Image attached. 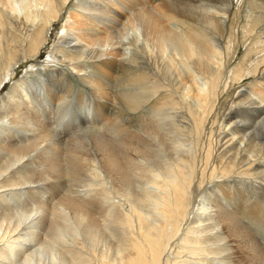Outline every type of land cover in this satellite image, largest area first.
I'll use <instances>...</instances> for the list:
<instances>
[{"label": "bare ground", "instance_id": "obj_1", "mask_svg": "<svg viewBox=\"0 0 264 264\" xmlns=\"http://www.w3.org/2000/svg\"><path fill=\"white\" fill-rule=\"evenodd\" d=\"M157 1L0 0V92L29 64L0 98V264H264L245 221L264 217V83L231 93L259 71L264 81L260 52L247 51L228 71L232 43L258 33L237 25L245 18L264 27V0H237L236 10L233 0ZM118 71L140 124L113 125L117 135L108 137L89 127L122 100ZM142 163L158 174L137 193ZM93 165L101 189L89 183ZM65 176L80 191L54 209L35 198V188L49 193ZM110 190L131 207L108 208ZM11 202L34 208L15 213Z\"/></svg>", "mask_w": 264, "mask_h": 264}, {"label": "rangeland", "instance_id": "obj_2", "mask_svg": "<svg viewBox=\"0 0 264 264\" xmlns=\"http://www.w3.org/2000/svg\"><path fill=\"white\" fill-rule=\"evenodd\" d=\"M77 1V0H76ZM164 0H160V1H157V2H159L158 4L160 5L162 2H163ZM72 2V1H71ZM234 4H233V6H234V9L236 10V8L238 7V5L240 4V3H238V1L237 0H233L232 1ZM152 4V3H151ZM28 5H30V4H28ZM154 5L155 6H158L157 5V3L155 4L154 3ZM244 7V6H243ZM248 7V6H247ZM73 4L69 7V8H66V10H64L62 13H63V15H62V13H61V20L59 21V22H57L55 25H54V27H53V29H52V33H51V35H50V42H49V45L42 51V53H41V57L39 58V60H40V62H45L46 60H47V57H48V55H49V53H50V50L52 49V45H53V42L55 41V37H56V34H57V32H59L60 30H61V28L64 26V24L68 21V19L72 16V13H73ZM70 10V11H69ZM234 10V11H235ZM70 14V15H69ZM241 24H238L237 26H238V28H239V30L240 31H244V33L245 34H248L250 31H252L253 29H258V33H253V35H252V37H251V39L249 40V41H247V43H242L241 42V40L239 41V43H238V41H236L235 43L233 42L232 43V48H234V49H232L231 50V53H234V56L232 57V63H231V65H230V67H229V69H228V71H229V74H231L232 72H234L235 70H236V68H241V64H242V62H243V59H244V57H245V55H246V53H247V51L248 52H253L254 54H258L259 52V59L258 60H261V64H260V69H262V70H264V27H263V25H261V26H258V27H254V23H253V20H248V19H245V18H241ZM260 28V29H259ZM57 30V31H56ZM55 35V36H54ZM235 44V45H234ZM248 47V48H247ZM250 47H256V48H250ZM238 56V57H237ZM38 60V61H39ZM242 60V61H241ZM234 63V64H233ZM28 65L29 64H27V63H25V64H23L22 66H20L19 68H17L13 73H12V76H11V78H10V81L9 82H7V84L3 87V89H2V91L0 92V98H2L1 96H3V95H5V94H7V92H9L10 91V89L14 86V84H16L15 82L17 81V79H20V78H23V77H25L26 76V70L28 69ZM240 66V67H239ZM123 73L121 72V71H118V72H116L115 74H114V77H115V79L116 80H118L117 82H116V85H115V87H114V90H115V92H116V94H118V98H119V100L120 99H122V100H120V101H122V102H120V101H118V100H116V99H114L113 101L115 102V103H117L116 105H115V107L114 108H110V109H108V110H105L104 112V121H101V122H99L98 120H96V122H99V125H93V126H90L88 129L89 130H97V131H99V133H101L102 131V133L101 134H103V135H106V136H108L109 137V135H110V137H112L111 135H117L116 134V132H117V130H116V128H115V130H114V128H112V127H116V125L117 126H119V128H120V126H122L123 124L124 125H126V126H128L129 124L130 125H132V123L133 122H136V124H140V120H139V116L135 113V112H130L128 109H127V107L125 106L126 105V103L127 102H125V99H124V97H123V95H124V86H125V76L124 75H122ZM258 74V75H257ZM256 74V76H257V78L255 77V78H252L251 76H246V77H243V78H245V79H243V80H246V81H241L239 84H237L233 89H232V91H231V93L232 92H235L236 90H238L239 88H241V87H243V86H248V85H253V83L254 82H258L259 84H262V83H264V81L263 80H261L260 78L262 77V75H261V71H259L258 73ZM60 74H58V75H55L56 76V79L57 78H59L58 76H59ZM120 75H122V76H120ZM124 76V77H123ZM264 77V76H263ZM26 78H24V80H25ZM115 80V81H116ZM53 81V80H52ZM76 81V80H75ZM77 82V81H76ZM122 84V85H120V84ZM237 83V82H236ZM78 85V84H77ZM124 85V86H123ZM254 86V85H253ZM78 87V86H77ZM228 93H224V95H221L220 96V104L218 105V108H224V104H226V102H227V97H228V95H227ZM224 96V97H223ZM120 97H122V98H120ZM100 101V100H99ZM119 103H123V106L121 105V104H118V102ZM153 104L155 103V102H152ZM70 104V103H69ZM104 104V103H103ZM152 104V105H153ZM74 106L75 107V104H74V101H73V103L72 104H70V106ZM65 106V105H64ZM72 106V107H73ZM120 109H122V110H120ZM152 107H154L155 108V105H153ZM123 108H125V109H123ZM124 110V111H123ZM108 112V113H107ZM144 112L145 113H147L148 112V110L146 109V110H144ZM110 114V115H109ZM241 115V114H240ZM109 117H110V119H109ZM108 118V119H107ZM69 119V118H68ZM106 119V120H105ZM239 120H240V118H238ZM84 120H86V119H84ZM127 120V121H126ZM133 120H135V121H133ZM131 122V123H129V122ZM112 124H111V123ZM121 124H120V123ZM126 122H128V123H126ZM83 124H85V123H87V122H82ZM109 123V124H108ZM114 123V124H113ZM102 125V126H101ZM114 125V126H113ZM123 125V126H124ZM213 125V120H210V122H209V125H208V130H207V134H206V136H205V138H204V141L206 142V143H208V140H209V138L211 137V134H210V131H212L213 130V128L215 129V127H216V125H214V126H212ZM85 125H82V126H80L79 127V131H81V133L83 132H85V130H86V128L84 127ZM112 126V127H111ZM118 129V128H117ZM120 129H122V128H120ZM118 131H121V130H118ZM112 132V133H111ZM69 133H70V131H69ZM73 133V131L71 130V134ZM109 134V135H108ZM142 165V168L143 169H140V170H137V171H135L134 172V174L136 175V186H139V188L137 187L136 188V186H135V188H136V192L138 193L139 191V193H145V191H144V189L146 190V185L148 186V182L149 181H151L150 179L151 178H156V176H157V174H158V172L155 170V169H153V168H149L148 166H146L145 167V165H144V163H142L141 164ZM94 167H95V169L93 168V167H91L89 170H88V172H92V173H88L87 172V175H89L88 177H90V179L88 178V180H89V183H91V184H93V187L94 188H96V189H101L102 187L100 186V184L98 185V183H97V178H98V176H99V173H100V169L99 168H97L95 165H93ZM147 168L148 169V172L149 171H151V172H146L147 170L145 169V168ZM92 168H93V170H92ZM143 172H142V171ZM146 170V171H145ZM145 171V172H144ZM155 171V172H154ZM152 173H154L153 175H152ZM90 174H92V175H90ZM96 174V175H95ZM140 174V175H139ZM145 175V176H144ZM152 175V176H151ZM142 176V177H141ZM148 176V177H147ZM94 177V179L96 180V182H94V179H92ZM138 178H139V181H138ZM92 179V180H91ZM140 179H142V181L140 180ZM146 179H148V180H146ZM152 179V180H153ZM64 180V181H63ZM72 180H70L69 179V177H66L65 176V178L63 179V178H61V180L59 179V184H58V186H53V185H51V186H49V193H47V192H45V188L43 189V190H40V189H34V191L36 192L35 193V198H38V199H40L41 200V202L43 201V199H44V203H46L45 205H48L50 208H51V206H52V209H54L55 208V206L57 205V202H58V200L61 198V196L63 197V195H64V193H65V195L66 194H69L70 192H72L73 194L75 193V192H78V190L80 191V189L81 188H78V186H76L75 185V183L76 182H71ZM92 181H93V183H92ZM145 181H146V185H144L145 184ZM60 182H62V184L60 183ZM65 182H67V183H65ZM140 182V183H139ZM141 182H142V184H143V186H140V184H141ZM69 187V188H67L66 187V185ZM97 183V185H95ZM63 184H64V186H63ZM77 184V183H76ZM141 184V185H142ZM39 187V184H35V185H32V187ZM55 189H54V188ZM61 187V188H60ZM64 187H65V189H64ZM73 189H72V188ZM140 187L142 188V189H140ZM148 187H150V186H148ZM78 188V189H77ZM144 188V189H143ZM62 189H64L65 191H63ZM75 189H76V191H75ZM149 189V188H148ZM57 190V191H56ZM24 191H29V190H24ZM30 191H33V190H30ZM59 191V192H58ZM113 191H114V193H116V196H119L120 198H118V197H116L115 196V194L113 193ZM38 192V193H37ZM43 192V193H42ZM52 192V193H51ZM8 193V192H7ZM4 194V197H5V195L7 196V195H9L10 193H8V194ZM41 193V194H40ZM57 193H58V195H57ZM119 194V195H118ZM39 195V196H38ZM112 195V196H111ZM122 195H124V194H121V193H118L117 191H115V190H110V195H107V198H106V200L108 201H106L107 203V206H108V208L110 207V205L112 204V206H111V208H114V207H122L123 209H129L130 207H131V203H129V202H127L128 200L123 196L122 197ZM50 196V197H49ZM51 196H53V198L51 197ZM58 196V197H57ZM109 196H111V197H109ZM115 196V197H114ZM45 197L47 198V199H45ZM112 197H114V199H112ZM51 198V199H50ZM104 198V197H103ZM50 199V200H49ZM52 199H53V201H52ZM105 199V198H104ZM116 199V200H115ZM123 199V200H122ZM57 200V201H56ZM113 200V201H112ZM120 200V201H119ZM126 200V201H125ZM47 201V202H46ZM49 201H51V202H49ZM55 201V202H54ZM130 201V200H129ZM112 202V203H111ZM114 202H116V203H114ZM124 202V203H123ZM129 203V204H128ZM11 204H13L12 202L10 203V206L9 207H7V209L9 208V209H11L12 208V210H16V209H13V208H15V204L14 205H11ZM118 204V205H117ZM127 204V205H126ZM55 205V206H54ZM54 206V207H53ZM106 206V207H107ZM114 206V207H113ZM129 206V207H128ZM26 207V208H25ZM25 207H23V208H21L20 209V211H14L15 213H18V212H21V211H23V210H29L30 212L33 210L32 208H34V207H32L31 205L29 206V205H27V206H25ZM32 210H31V209ZM8 209V210H9ZM29 211H27V212H29ZM127 211V210H126ZM9 212V211H8ZM13 212V213H14ZM22 214V213H21ZM252 219H254V220H252ZM250 218V217H248V218H245V221H246V224H248L247 226H249V227H251L252 229H253V235H254V238L256 239V241L259 243V245H260V247L262 248V249H264V217L263 218H260L259 217V219H258V215L257 216H255V217H253V218ZM258 219V220H257ZM257 220V221H256ZM259 221V222H258ZM261 221V222H260ZM252 222H254V223H252ZM260 225V226H259ZM114 231L115 232H117V230L116 229H114ZM114 232V233H115ZM45 236V235H44ZM110 237V239H112L111 241H113L114 243H116L117 241V239H115L114 240V238L112 237V235H110L109 236ZM46 238V237H45ZM258 238V239H257ZM57 245H59V244H56V246L55 247H57V252L60 250V252H61V250H62V252H63V254L62 255H66V253H65V250H64V248L66 247L65 246V244H60L59 246H57ZM62 245H64L63 247H62ZM37 248V247H36ZM36 248H34V249H36ZM38 248H39V246H38ZM59 248H61V249H59ZM63 248V249H62ZM33 249V250H34ZM264 251V250H263ZM56 252V253H57ZM59 252V253H60ZM61 252V253H62ZM35 253V252H34ZM34 253H32V254H34ZM58 253V254H59ZM57 254V255H58ZM42 257L44 258H48V257H50L49 256V253H48V251H44V250H42ZM60 255V254H59ZM63 258L64 257H66V256H62ZM68 257V256H67ZM66 257V258H67ZM35 258H30V260H29V262H27L26 264H36V262H37V258L34 260ZM65 259V258H64Z\"/></svg>", "mask_w": 264, "mask_h": 264}]
</instances>
